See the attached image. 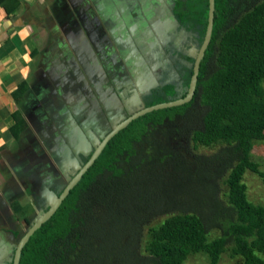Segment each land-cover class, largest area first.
Masks as SVG:
<instances>
[{
    "label": "trees",
    "instance_id": "16d2710c",
    "mask_svg": "<svg viewBox=\"0 0 264 264\" xmlns=\"http://www.w3.org/2000/svg\"><path fill=\"white\" fill-rule=\"evenodd\" d=\"M181 1L173 3V11L179 10L178 23H191L189 30L203 40L208 22L207 0H183L184 6ZM18 4V0H0L7 14ZM214 13L212 38L200 64L193 100L145 114L113 136L55 214L31 235L22 249L20 264H107L115 248L112 230L118 224L129 219L133 223L140 213L146 219V215L169 209L162 205L178 204L181 194L191 203L149 229L146 255L136 258L135 264H183L197 253L205 254L209 264H218L228 248L242 257V264H264V205L250 203L241 183L246 170L264 183V174L251 160L254 142L264 140V0H215ZM189 57H183L187 64L180 71L186 86L192 74L193 58ZM173 88L161 90L173 99L177 97ZM198 99L207 109L202 129L194 131L193 137L205 144L221 141L225 146L196 168L176 161L172 179L162 181L160 209L154 208L156 203L144 209L147 197L137 191H144L142 185L148 181L144 178L160 179L152 170L142 178L139 164L133 161L137 152L134 146L148 128L158 126L170 134L173 142L174 119L187 115ZM153 104L149 102L148 106ZM170 152L160 147L159 159L168 158ZM86 160L87 157L82 159ZM121 163L128 167H120ZM221 171L227 174L226 203L219 201L215 188ZM130 173L135 174L132 177ZM171 182L175 186L170 188ZM186 197L178 200L181 206ZM49 207L47 204L44 211ZM25 221L30 224L28 219ZM121 227L127 229L128 225ZM213 227L221 235L210 240L208 229ZM16 235L18 239L21 236L18 231ZM12 254L7 264H12Z\"/></svg>",
    "mask_w": 264,
    "mask_h": 264
},
{
    "label": "crops",
    "instance_id": "0c3cea01",
    "mask_svg": "<svg viewBox=\"0 0 264 264\" xmlns=\"http://www.w3.org/2000/svg\"><path fill=\"white\" fill-rule=\"evenodd\" d=\"M18 1L9 14L0 6V264L37 191L78 164L70 155L93 141L101 114L116 118V71L132 54L144 68L140 45L157 37L130 0Z\"/></svg>",
    "mask_w": 264,
    "mask_h": 264
},
{
    "label": "rangeland",
    "instance_id": "374dc122",
    "mask_svg": "<svg viewBox=\"0 0 264 264\" xmlns=\"http://www.w3.org/2000/svg\"><path fill=\"white\" fill-rule=\"evenodd\" d=\"M181 1V0H178ZM243 2H246L247 0H241ZM184 1H181V5L184 6ZM171 7V6H170ZM174 7V5H173ZM176 7V5H175ZM172 8V7H171ZM185 8V7H182ZM183 11H186L185 9H182ZM179 13V17L182 16V12ZM179 10L173 11L172 15L174 17V20L176 22L178 21V13ZM160 15V14H159ZM188 21V20H184ZM177 25H180L177 26ZM191 23L186 22V24H179L176 23L177 28H180L179 31L184 34L185 32H190V27ZM195 43L194 49L195 52L197 51L199 45H201L202 40H200L199 37H195ZM182 56H187V49H182L181 52ZM167 54V53H166ZM171 54V53H170ZM165 55V63L164 66L160 69L152 68L149 67L151 70V74L153 77V85L150 86H143L141 87L142 82H138L140 80V77L133 78V98L135 97L134 102L135 105L133 106H123L124 108L127 109L126 113L124 114H129L130 112L137 110L141 107H146L148 106L149 102H154V104L157 103H162L166 101H171L174 100L170 99V95L167 93L162 92L160 88L162 87H168V86H173L175 91H177V97H180L182 93H184L187 89V86L185 85V79L182 73H180V69L185 66L187 63L183 61V57H177L176 55L172 57L171 55ZM188 57V56H187ZM180 58V59H178ZM193 58V57H189ZM214 60H212V68H213ZM150 65V64H149ZM189 67V64L188 66ZM150 74V75H151ZM141 89V90H139ZM152 90H157L158 95L152 96ZM134 100V99H133ZM122 107V106H120ZM206 105L202 103L200 99L197 100L193 108L189 110L187 115H185L183 118H180L178 120V117H176L174 120V127L173 131H175L174 136L175 140L173 142H170L169 136L167 134V131L161 127H155V128H148V132L145 136L141 138V140L135 144V151L136 155L133 159V161L137 162L139 165V171L140 175L143 176L142 178L145 177L146 172L153 171L159 176L158 179L160 180H151L150 178H144L147 179L148 181L142 185L144 188L138 192H141L146 195L147 197V204H144L143 207L144 209H151V204L156 203L154 206L155 209H160L161 203L160 201V192H161V187H162V181H170L172 179V176L174 171H173V166L177 165L179 161L182 163V165H188V164H193L192 166L195 165L196 167H199L201 164V161L211 159L214 155H216L224 146L221 141H215L214 143L211 144H205L201 141L195 140L193 137L194 131L201 130L203 126V116L206 111ZM119 110L115 111V114L117 115H122L119 116L118 119H116L113 124L116 122H119L123 118H125L126 115ZM112 124V125H113ZM109 127L108 129H110ZM103 135H100L102 137ZM98 140L97 138L93 139L91 142H87L86 146H89L90 143L91 146H95L97 144ZM92 146V147H93ZM164 149V151H171L170 155L168 158H163L159 159L161 157L159 153V148ZM88 147L84 148L82 152L75 153V155H70L71 160L76 161L78 164L74 165L71 164L69 166V171H71V174H68V177L62 179L59 178V183L54 185L53 191L58 190L64 186V184L73 176V173L77 171V167L81 166L83 161L81 160L82 154L83 156H86V153H88ZM161 151V150H160ZM174 156V157H172ZM204 158V159H203ZM251 160L255 163L258 164V170L264 174V140L262 141H257L254 142L253 149L251 151ZM132 161V162H133ZM120 167H125L127 168L128 165L121 163ZM76 168V169H75ZM194 171V170H193ZM129 173V172H128ZM136 173V172H135ZM134 173V174H135ZM221 173L220 176L215 181V188L218 191V199L222 203H226L228 201V187L225 183L227 174L224 171L219 172ZM131 173L129 174L132 177L134 176ZM137 174V173H136ZM245 187H246V197L247 200L254 204V205H264V183L262 179L252 173L249 172V170H246L244 173V176L242 178L241 182ZM175 184L171 182L170 188L174 187ZM58 187V188H57ZM52 189V188H51ZM52 191V192H53ZM43 191H37V198L36 202L37 207L29 205L27 207V212L22 214L23 218L30 219V225L23 223L22 225H16V228L20 231V235H23L28 228L31 226V224L34 222V220L42 213L44 212L43 210H40L41 207H39L40 203H43ZM48 193L47 189L44 193V195ZM139 194V193H138ZM41 195V196H40ZM183 197H186L185 195L183 196L182 194L178 198V200H183ZM53 198V197H52ZM188 197L184 199V206H181L177 200V203H173L171 205H165V203L162 205V208L167 207L169 209H160L154 214L146 215V219H144L142 213L138 215V217L132 222L133 219H127V221H124L123 224L120 223L118 224V228L112 230L113 235H112V243L113 247H115L110 253V258L107 260V264H132L134 260L135 264V259L140 258L142 256L146 255L145 252V246L146 242L148 240V233L149 229L159 226L165 219L169 218L171 214H178V210L183 207V209H187L189 206V203H191L190 198L189 200H186ZM29 199V198H28ZM30 200V199H29ZM27 201V200H25ZM29 204H32L31 202L27 201ZM27 203V204H28ZM224 205V204H223ZM135 206V204H133ZM39 207V208H38ZM142 206H140L141 208ZM39 209V210H38ZM145 216V214H144ZM147 220V221H145ZM123 225H128L127 229H124V227H121ZM11 227L12 225H7ZM208 238L210 240L214 239L215 237L221 235V231L217 228H209L208 229ZM15 241H18V238L15 239ZM16 244V243H15ZM11 253H14V246H13V251ZM13 255V254H12ZM133 259V260H132ZM132 260V261H131ZM137 262V261H136ZM243 259L241 256L234 254L231 251V248H228L221 254L220 260L218 264H242ZM183 264H209L208 259L205 254L203 253H197V254H191Z\"/></svg>",
    "mask_w": 264,
    "mask_h": 264
},
{
    "label": "flooded vegetation",
    "instance_id": "af4514ba",
    "mask_svg": "<svg viewBox=\"0 0 264 264\" xmlns=\"http://www.w3.org/2000/svg\"><path fill=\"white\" fill-rule=\"evenodd\" d=\"M176 1H178V0H130L131 6H129V8L132 9L134 12H136V16L138 15L137 18H139L140 20H143V21H148V23L150 24L149 25L150 28H152L151 32L154 31L157 34V37L153 38L151 40H149V39L145 40V44H143V45L142 44L140 45L138 43L140 46L147 47L145 50H142V56L146 57L148 60L147 64L144 65V68L142 67L138 71H136V67H135L134 63L136 62L137 54H132L130 56L131 59L129 58V60H131V62H132V64L130 65V69L128 71H125L123 68H121L122 70L119 69L116 71L115 75L117 77L115 78V81H116L117 87H120V89H118L116 92L119 93V91H121V93L124 96L122 95L123 97H121L119 105L118 106L116 105V108L114 111H117L120 109V111L124 114L127 111L126 108L123 107L125 104H126L125 107H127V106L131 107V106L135 105L134 102L132 103V101H135V97L133 98V96H134V94H133L134 88H133V82H132L133 77L134 76L136 78L140 77V80H138V82H142L140 84L141 85L140 88H142L143 86L146 87V86L153 85L154 81L152 80L153 77H152V74L150 72L151 70L149 69V67L161 69L165 63V58H164L165 55L169 56V54L171 53L170 55L172 57H174L175 55L177 57H184V56H182V54L180 52L182 49H187L186 55L193 57V61H194V57L196 55V52H195L193 43H195L194 39L196 37V34L192 31H190L188 33L185 32L184 34H182L179 31L180 28H177V26L180 27V25L176 26V23H178V22H176V20H174V17L172 15L173 9L175 7V5L173 7V3L175 4ZM119 29H120V25L117 24V30H119ZM115 34L117 35V37L119 36L118 31H116ZM126 34L128 36L131 35L129 32L128 33L126 32ZM153 44H156V45H153ZM143 49H144V47H143ZM132 52H134V49H132ZM124 56L126 58V55H124ZM127 56H129V54H127ZM178 59H180V58H178ZM180 71H181V69H180ZM129 72L131 74V76H130L131 79L129 78V75L127 76V74ZM161 89H162V87L160 88V90ZM139 90H141V89H139ZM156 91L152 90V96H153V94H155ZM99 105H102V103H100ZM120 106H122V107H120ZM100 107H102V106H100ZM129 114H127V115L124 114V115H126L125 117H127ZM115 115H116V118L112 119V120H109L108 118L103 117L102 114L98 118L100 125H99V128L97 127L98 131L96 132V134H94V136H95L94 138L95 139L97 138L98 142L101 140L100 135H105L114 125H116L118 123V122L117 123L115 122L113 124V122L116 119H118L119 116H121V115H119V116L117 114H115ZM109 127H111V128L108 129ZM91 144H93V143L89 144V146H88L89 151H88V153H86V156H83L84 154H82L81 160L84 157H87V159H88L89 155L91 154L92 150L95 147L93 145H92L93 146L92 147ZM83 163H85V162H83ZM69 173L71 174V171H69ZM68 174L67 175L64 174L65 175L64 178L68 177ZM58 183H59V179H57V178L55 180L51 181L50 182V188H52V189H50V191H48V193H46L45 195H44L45 191L42 193L43 196H41V197H44L43 198L44 200H43V203H40V205H39V207H41L40 210L45 209L47 204H50V201L52 200V197L54 195H57V196L59 195L60 189L53 191L54 185H56ZM18 233L20 234V231Z\"/></svg>",
    "mask_w": 264,
    "mask_h": 264
},
{
    "label": "water",
    "instance_id": "95a60500",
    "mask_svg": "<svg viewBox=\"0 0 264 264\" xmlns=\"http://www.w3.org/2000/svg\"><path fill=\"white\" fill-rule=\"evenodd\" d=\"M208 8V22L206 26L205 35L203 37L201 45H199L196 55L194 57L193 65H192V74L187 85L186 93L183 97L175 98L171 101H166L162 103L153 104L146 107H141L137 110L130 112V114L120 120L116 125H114L105 135L101 137V140L95 145L88 159L81 166H78L77 171L73 174V176L65 183L62 192L57 196L54 195L51 202L50 207L42 212L31 224L28 230L19 237L18 241L15 244V249L12 258V264H20V258L22 249L30 239L31 235H33L44 223H46L57 211L60 207L64 198L68 195L69 191L77 184L83 174L88 170V168L93 164V162L97 159L107 142L115 136L120 130L124 129L129 123L134 121L135 119L151 113L153 111L172 108L181 106L188 102H191L194 98L198 75L200 71V64L204 58L205 52L210 44L213 32L214 25V16H215V0H207Z\"/></svg>",
    "mask_w": 264,
    "mask_h": 264
}]
</instances>
